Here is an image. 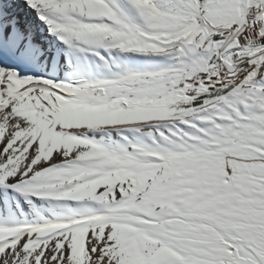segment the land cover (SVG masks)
Segmentation results:
<instances>
[{"label":"snow or ice","instance_id":"obj_1","mask_svg":"<svg viewBox=\"0 0 264 264\" xmlns=\"http://www.w3.org/2000/svg\"><path fill=\"white\" fill-rule=\"evenodd\" d=\"M0 264H264V0H0Z\"/></svg>","mask_w":264,"mask_h":264}]
</instances>
